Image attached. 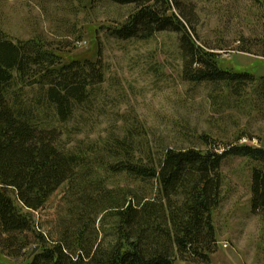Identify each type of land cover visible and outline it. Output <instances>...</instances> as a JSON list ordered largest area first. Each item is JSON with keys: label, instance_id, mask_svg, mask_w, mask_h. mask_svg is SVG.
<instances>
[{"label": "trees", "instance_id": "obj_1", "mask_svg": "<svg viewBox=\"0 0 264 264\" xmlns=\"http://www.w3.org/2000/svg\"><path fill=\"white\" fill-rule=\"evenodd\" d=\"M100 2L131 8L105 27L115 39L176 33L185 81L235 95L257 82L221 67L220 47L202 41L193 5L91 0V7ZM62 43L0 34V250L7 257L18 264H212L219 247L213 212L229 157L260 163L252 169L251 206L264 222V147L222 146L208 134L197 145H166L120 111L97 130L111 100L101 97L106 67L100 58L64 61ZM27 88L35 90L32 100ZM257 91L264 119V76ZM62 189L55 223L37 221L35 213Z\"/></svg>", "mask_w": 264, "mask_h": 264}, {"label": "rangeland", "instance_id": "obj_2", "mask_svg": "<svg viewBox=\"0 0 264 264\" xmlns=\"http://www.w3.org/2000/svg\"><path fill=\"white\" fill-rule=\"evenodd\" d=\"M183 1L195 7L202 41L222 48L215 50L221 67L255 75L257 82L242 95L185 81L176 33L161 32L146 41L109 36L105 27L127 16L129 6L100 2L91 7V0H0V34L63 42L66 62L100 58L107 76L101 97L111 100L105 104L107 116L95 124L97 130H104L120 111L136 115L151 136L166 145L188 147L208 134L222 146L264 147L257 91L264 76V0ZM26 91L25 99L32 100L35 90ZM84 138L76 135L68 146ZM259 165L245 157L225 160L222 201L213 212L219 247L212 264H264V222L252 213L250 190L252 169ZM63 192L35 213L37 221L55 223L64 208ZM0 264L18 263L0 250Z\"/></svg>", "mask_w": 264, "mask_h": 264}, {"label": "water", "instance_id": "obj_3", "mask_svg": "<svg viewBox=\"0 0 264 264\" xmlns=\"http://www.w3.org/2000/svg\"><path fill=\"white\" fill-rule=\"evenodd\" d=\"M38 249H39V247L37 246V247L33 250V253H32V254H34Z\"/></svg>", "mask_w": 264, "mask_h": 264}]
</instances>
